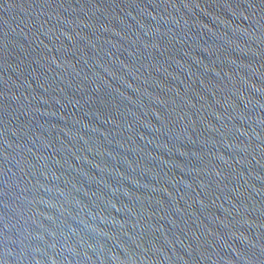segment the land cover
<instances>
[{"label": "water", "instance_id": "obj_1", "mask_svg": "<svg viewBox=\"0 0 264 264\" xmlns=\"http://www.w3.org/2000/svg\"><path fill=\"white\" fill-rule=\"evenodd\" d=\"M0 264H264V0H0Z\"/></svg>", "mask_w": 264, "mask_h": 264}]
</instances>
